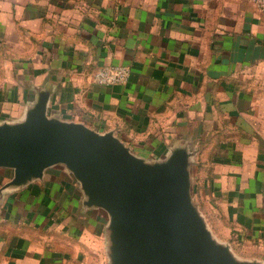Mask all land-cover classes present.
<instances>
[{"label": "crops", "instance_id": "0c3cea01", "mask_svg": "<svg viewBox=\"0 0 264 264\" xmlns=\"http://www.w3.org/2000/svg\"><path fill=\"white\" fill-rule=\"evenodd\" d=\"M107 64L126 84L94 82ZM40 104L148 163L183 154L212 238L264 264V12L248 0H0V124ZM12 178L0 167V264H113L110 215L66 166Z\"/></svg>", "mask_w": 264, "mask_h": 264}, {"label": "water", "instance_id": "95a60500", "mask_svg": "<svg viewBox=\"0 0 264 264\" xmlns=\"http://www.w3.org/2000/svg\"><path fill=\"white\" fill-rule=\"evenodd\" d=\"M44 105L22 123L0 124V167L10 184L63 164L90 204L111 218L113 264H256L217 243L189 198L185 156L148 163L110 133L50 119Z\"/></svg>", "mask_w": 264, "mask_h": 264}, {"label": "built area", "instance_id": "2783aa9c", "mask_svg": "<svg viewBox=\"0 0 264 264\" xmlns=\"http://www.w3.org/2000/svg\"><path fill=\"white\" fill-rule=\"evenodd\" d=\"M259 12H264V0H248ZM130 76V69L124 65H103L93 74V80L100 86L124 85Z\"/></svg>", "mask_w": 264, "mask_h": 264}, {"label": "rangeland", "instance_id": "374dc122", "mask_svg": "<svg viewBox=\"0 0 264 264\" xmlns=\"http://www.w3.org/2000/svg\"><path fill=\"white\" fill-rule=\"evenodd\" d=\"M207 206H208V210H210V207H211V206H210V205H207ZM208 214L210 215L209 212H208ZM215 226H216V228H219V229L221 228V226L218 224L217 221L215 222ZM223 229H224V228H223ZM223 229H221V230H223Z\"/></svg>", "mask_w": 264, "mask_h": 264}]
</instances>
